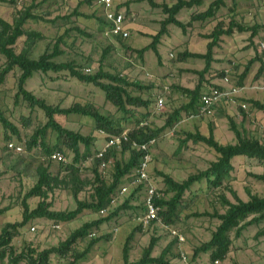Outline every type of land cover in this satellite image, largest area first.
I'll use <instances>...</instances> for the list:
<instances>
[{
	"label": "rangeland",
	"instance_id": "obj_1",
	"mask_svg": "<svg viewBox=\"0 0 264 264\" xmlns=\"http://www.w3.org/2000/svg\"><path fill=\"white\" fill-rule=\"evenodd\" d=\"M8 1L0 2L2 19L12 22L19 12L30 8L33 14L44 20L28 21L24 25L26 30L37 32L42 36V39L36 40L31 49V59L37 60L44 52H51L58 38L62 37L59 43L62 54L54 59L56 63L72 62L78 71L90 75L95 74L101 68L129 81L143 84L149 89L142 93L133 92V94L151 98L153 104L158 97H162L161 109L154 112V106L151 107L150 115L144 120L148 125L157 128L165 123L168 115L187 102L186 97L177 88L193 89L199 82L196 72L203 69L204 61L193 58L184 62L180 61L179 56L182 53H204L208 42L206 36L219 21L224 22L225 26L231 19L245 26H264V0H236L233 10L231 2L228 1L227 8L221 9L216 20L207 23L194 22L187 28L186 33L173 25L168 26L167 34L162 37L158 46L161 56L159 62L152 50L146 51L142 56L134 52L151 42V37L159 31L160 22L165 18L161 10L151 7L147 0H111L115 7L120 6L119 10L125 13V23L129 33V37L125 40L105 36L103 26L97 21V17H103V11H100V7L95 2L83 4L78 9L82 14L89 16L88 19L76 15L70 16L80 0H13L12 3ZM152 1L166 5L176 2V0ZM208 4L209 1H206L201 7L182 10L177 18L183 23H188L193 13L204 11ZM75 28L82 30L88 36L78 33ZM66 30L69 32L64 35ZM262 34H264V27L254 38L253 44L249 43V33L234 32L230 37H222L220 44L214 50L215 62L212 64L210 73L205 75L202 87L207 90L213 86L228 89L229 86L238 85L240 76L248 67V62L258 53L256 41ZM24 41L25 37L17 41V50L24 46ZM4 65L5 58L0 56V71ZM259 66L260 62L256 61L249 67L243 81V91L237 96L238 98H247L245 92L250 90L258 93L256 87L264 76V72L258 75ZM85 69H89V73H85ZM221 71L226 74L229 84L224 83ZM19 74L20 71L15 68L6 75L4 82L0 85V112L17 131V134H14L5 130L0 124V174H2L0 177V209H7L4 214L0 215V230L6 223L21 220L22 198L35 184L37 180L35 167L43 156L38 146L31 150L25 148L21 153H14L7 148L10 142L27 144L32 135L41 130L47 122L43 111L30 108L21 97L15 99ZM25 89L43 99L47 104L61 108H68L75 104L93 105L102 115L113 117L116 120L120 119L124 131H131L136 127L137 121L142 118V115L137 112L136 117L128 121L121 119V114L105 101L103 91L94 85L79 82L67 71L34 73L26 81ZM255 98L263 101L261 93ZM244 112L245 117L242 121L238 105L221 103L208 115L191 116L183 113L181 120L173 129H167L156 139L151 148L148 174L161 198L167 200L171 194H164L165 186L161 176L158 175L160 172L180 182L191 174L207 169L215 159L213 153L201 144L194 145L188 142L186 146L179 149L180 141L186 133L199 132L206 135L211 127L219 143H235V136L230 131L228 123V118L231 117L239 130H244L247 137L264 141V114L250 108ZM54 119L63 128L93 139L90 146V153L93 157L83 162L79 169L78 180L81 183L79 184L81 191L76 196L72 189V177L64 167L61 168L65 163L61 164L56 160L48 164L53 174L60 172L59 179L61 180L59 186L48 194L47 200L52 204L51 210L70 212L77 207V200H91L94 168L100 172L104 182L109 183L114 173V161L125 162L130 153L122 152L121 149L109 150L105 155V157L109 155L107 159L105 158L109 164L100 170V162L96 163L94 156L103 147L108 136L98 131L93 120L86 116L56 115ZM44 142L47 146L53 147L57 144L56 133L47 129ZM79 148L81 153L85 151L83 145H79ZM62 149L66 163H70L73 154L66 147ZM243 159L245 158L239 157L233 161L235 170L228 184L240 199L247 201L248 192L253 195H264V184L248 176L249 173L264 174V164ZM121 187H126L127 190L123 193L121 189L119 190L116 200L110 204L104 215L85 210L71 222L35 219L19 231L11 244L17 251L28 244L38 246L40 249L57 246L83 223L105 217L122 203H126V200L133 194L134 197L129 203L133 209L120 211L116 217L95 230L93 238L100 240L90 249L80 264H123L122 249L130 234H132V239L129 243L127 259L129 263L140 260L143 250L153 236L157 238V244L152 252L153 257H158L161 252L167 250L165 259L171 264H208V254H201L197 259L192 260L193 252L195 248L210 240L219 222L216 219L194 217L191 214L224 212L225 208L221 205L220 196L224 194L231 202H234L228 191L223 189L209 191L205 181L195 184L190 191L185 193L182 207L178 210L177 218L172 225L166 228L160 221L143 228L139 223V218L144 213V193L138 189L132 176L123 179ZM39 200V198L29 199L27 201L29 207L35 208ZM54 224L59 227L53 228ZM263 227L264 224L249 227L238 239H233V250L223 261H219V264H264V236L255 237L257 231ZM171 230L182 236L183 242L179 244L175 235L171 234ZM233 235L232 233L231 236ZM88 243L89 238L82 240L75 246V250L83 251ZM182 253L186 261L182 260ZM67 262V259H60L57 256L50 257L51 264H66Z\"/></svg>",
	"mask_w": 264,
	"mask_h": 264
},
{
	"label": "trees",
	"instance_id": "obj_2",
	"mask_svg": "<svg viewBox=\"0 0 264 264\" xmlns=\"http://www.w3.org/2000/svg\"><path fill=\"white\" fill-rule=\"evenodd\" d=\"M12 1L13 0H9L8 2L12 3ZM147 1L151 7L159 8L165 18L160 22L159 31L151 37V42L139 50H134V52L138 56H142L146 51L152 50L159 62L161 56L158 51V46L162 37L167 34L168 26L173 25L179 28L183 33H186L187 28L194 22L207 23L216 20L217 14L221 9L227 8L228 1L232 4V10L235 9L236 6V0H176L172 5L156 4L152 0ZM206 1H209L207 8L202 12L193 13L188 23H183L178 20L177 16L182 10L201 7ZM0 2H6V0H0ZM91 2H95V0H80L77 8L72 14H70V16L76 15L78 17L89 19V16L82 14L78 9L81 5L90 4ZM116 8L119 10L120 6L118 7L117 5ZM100 11H102L101 8ZM28 21L38 22L44 20L33 14L30 8H26L19 12L12 22H8L0 17V56L5 58V65L0 71V85L4 82L6 75L17 68L20 71V74L17 78V93L15 99L21 97L30 108H38L43 111L47 122L41 130L32 135L27 144H24V147L29 150L38 146L43 156L35 167L37 175L36 182L22 198L21 220L14 223H6L0 230V264H51L50 257L52 255L57 256L60 259H67L68 262L66 264H80L81 260L89 253L90 249L100 240L93 238L92 235H95V230L99 229L103 223L109 222L112 218L116 217L120 211L133 209L129 206V203L134 197L133 194H131L130 198L126 200V203H122L121 206L117 207L105 217L83 223L79 228L71 232L68 238L57 246L40 249L38 246L28 244L20 251H17L11 243L13 238L19 234V231L35 219H46L53 222H71L85 210L99 213L103 209H108L111 202L118 196V192L122 188L121 184L123 179H128L129 176L134 177L135 170L139 166L142 154L131 148V142L142 144L147 143L151 139L156 140L167 129H173L181 120L183 113L191 116H198L200 96L207 91V89L202 87V82L205 75L209 74L212 69V64L215 62L214 50L220 44L222 37H230L234 32L249 33V43L253 44L254 38L264 26H245L239 24L234 19L229 20L228 24L225 26L224 22L219 21L206 36L208 42L204 53H182L179 56L180 61L184 62L190 58L200 59L204 61V67L201 71L196 72L199 77V82L193 89L177 88V90L186 97L187 102H185L182 107L174 110L168 115L165 123L157 128L148 125L147 122L144 121L150 115L151 107L154 106L153 111H156L155 104L157 99L153 104L151 98H143L139 94H133V92L142 93L143 91H147V89H149L148 87L137 82L129 81L117 74L106 72L101 68L98 69L95 74L90 75L78 71L72 62L56 63L54 59L62 54V51L59 49V43L62 41V37L58 38L51 52H44L37 60L31 59V49L36 40L42 39V36L37 32L29 31L24 28V25ZM97 21L101 23L103 31H105L107 29V23L104 17H97ZM75 29L78 33L88 36L82 30L78 28ZM68 32L69 30H66L64 35H67ZM22 37H25L24 46L17 50V41ZM263 58L264 56L257 53L254 58L248 62V67L240 76V82L238 85H235L236 87H244L243 81L249 71V67L256 61L260 62L257 72L258 75L263 74ZM63 71H67L71 77H74L79 82L94 85L103 91L105 94V101L110 103L117 113L121 114V119L128 121L129 119L136 117L137 112L142 115V118L137 121L136 127L131 131H128L129 143L123 144L121 148L122 152L130 153L128 160L125 162L114 161V173L112 175V180L109 183L104 182L100 172L94 168V180L91 184L93 188L91 200H77V207L70 212H56L51 210L52 204L47 200L48 194L59 186L61 182L59 179L60 172L53 174L48 165L51 161H42V158H46L55 152L65 155L64 150L62 149L63 147H66L67 150L73 154L72 161L70 163L68 162L69 164L61 163L63 164L61 168L64 167L65 171L69 172L72 177V189L76 196L77 193L81 191V187L79 186L81 183H79L78 180L79 169H81L83 162L89 157H93L90 153V146L93 139L89 136H83L79 133L63 128L55 121L54 117L56 115L68 116L71 114L89 117L95 123V128L98 131L105 133L107 136L118 135L124 131V128L120 119L116 120L113 117L102 115L93 105L81 106L75 104L68 108H61L59 106L47 104L43 99L36 97L30 91L25 89L26 81L31 78L34 73L46 74L49 72L60 73ZM221 73V76L224 78L226 74L223 71H221ZM213 88L219 90L223 89L220 86H213ZM237 103L240 114L242 115V121L245 117V112L241 109V104H246L247 109H254L264 114L263 101L238 98ZM142 123L143 125H141ZM228 123L230 131L235 136V143H219L215 139L211 127L206 135L199 132L186 133L184 138L180 141L179 149L186 146L188 142H191L194 145H204L213 153L215 159L210 163L207 169L199 171L196 174H191L185 180L180 182L173 180L167 174L161 172L158 174L161 176L165 186L164 194H171L170 198L167 200L161 197L155 199L156 205L160 208L158 216L165 226H170L175 222L178 210L182 207L185 193L190 191L195 184L205 181L207 190L214 191L217 189H223L228 191L232 196L234 202H231L224 194L220 196L221 205L225 208L222 213L214 211L212 213L202 212L191 214L194 217H208L216 219L219 222L215 231L212 233L210 240L195 248L193 252L192 260L197 259L201 254H208V264H214L215 261H223L233 250V239H238L242 232L247 228L253 226L258 227L261 224H264V195H253L248 192V200L243 201L228 184L231 179V174L235 170L233 161L236 158H245L243 160L264 164V141H260L257 138L247 137L244 130H239L231 117L228 118ZM0 124L5 130L17 134L14 126L2 115L1 112ZM47 129H51L56 133L57 144L53 147L47 146L44 142ZM6 139L8 138L6 137ZM79 145L84 146V152L81 153ZM107 157H109V155L105 158L107 159ZM95 162L98 163L99 160L96 159ZM1 176L2 174H0V177ZM248 176L257 182L264 184V174L249 173ZM138 189L142 190L144 193L143 185H138ZM31 198L40 199L36 207L32 209L27 202ZM6 210L7 209H0V215L4 214ZM232 233L234 234L233 237L231 236ZM263 236L264 227L260 228L255 234L256 238ZM88 238L89 243L87 247L81 252L76 251L75 246L82 240ZM131 239L132 234L126 238L123 245V264H171L165 259L167 250L161 252L158 257L152 256V252L157 244V238L153 236L150 238L147 247L143 250L140 260L129 263L127 259Z\"/></svg>",
	"mask_w": 264,
	"mask_h": 264
},
{
	"label": "built area",
	"instance_id": "obj_3",
	"mask_svg": "<svg viewBox=\"0 0 264 264\" xmlns=\"http://www.w3.org/2000/svg\"><path fill=\"white\" fill-rule=\"evenodd\" d=\"M95 3L102 9L103 17L107 23V29L104 34L109 38H121L127 39L129 37L128 29L125 23V13L122 10H117L113 5L111 0H95ZM257 51L260 55L264 56V34H262L259 39L256 41ZM85 73H89V69H85ZM225 84H229L227 76L223 78ZM243 88L236 86H229L228 89L219 90L217 88H209L200 96V108L198 116H204L211 114L218 104H227V105H238L237 99L238 95L241 93ZM257 89L263 95L264 102V77L261 79ZM163 105V98L158 97L155 110L159 111ZM242 110L247 109L246 104L240 105ZM143 125V123L141 124ZM156 140L151 139L147 143L138 144L137 142H131V148L141 152L142 156L140 159L139 166L135 170L134 183L137 185H143L144 189V213L139 218V223L143 228L149 227L155 222H160L158 213L160 208L155 203V199L160 197L156 187L151 183L148 174V167L151 161V148L154 146ZM129 143V132L123 131L118 135L108 136L103 147L95 154V159H98L100 162L99 168L103 170L109 164V161L105 160V155L111 149H121L123 144ZM7 148L14 153H21L24 151V143H14L10 142L7 144ZM60 161L61 163H66V158L61 153H52L46 158H42V161ZM127 190L126 187L121 188V193ZM117 198V197H116ZM116 198L111 202V204L116 200ZM107 212V209H103L99 212L100 215H104ZM59 225H54L53 228H58ZM164 227H168L165 226ZM34 230V228H32ZM171 234L175 235L177 242L180 244L183 242V237L177 234L175 231L171 230ZM94 236V234L92 235ZM183 261H186L183 253L181 254ZM214 264H219L218 261H215Z\"/></svg>",
	"mask_w": 264,
	"mask_h": 264
},
{
	"label": "crops",
	"instance_id": "obj_4",
	"mask_svg": "<svg viewBox=\"0 0 264 264\" xmlns=\"http://www.w3.org/2000/svg\"><path fill=\"white\" fill-rule=\"evenodd\" d=\"M159 51V50H158ZM264 77V76H263ZM262 77V78H263ZM261 78V79H262ZM182 88V87H181ZM188 89H190V88H188ZM256 90L258 91V93H256V92H252V90H250V91H247V92H245V94L248 96L246 99H254V100H257L255 97H257V95H259V93H261L258 89H257V87H256ZM243 91V89L241 90V92ZM252 95H254L255 97H253ZM261 95H262V93H261ZM225 105H227V104H225Z\"/></svg>",
	"mask_w": 264,
	"mask_h": 264
}]
</instances>
